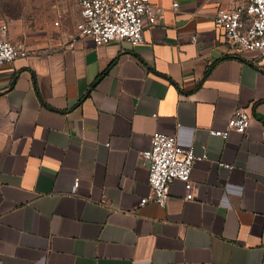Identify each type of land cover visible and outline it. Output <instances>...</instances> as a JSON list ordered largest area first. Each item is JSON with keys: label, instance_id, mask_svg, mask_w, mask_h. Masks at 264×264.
I'll use <instances>...</instances> for the list:
<instances>
[{"label": "crops", "instance_id": "obj_1", "mask_svg": "<svg viewBox=\"0 0 264 264\" xmlns=\"http://www.w3.org/2000/svg\"><path fill=\"white\" fill-rule=\"evenodd\" d=\"M150 1L164 16L137 47L70 48L78 1L18 37L0 20L34 53L0 67V264H264V53L226 45L228 0ZM238 108L243 135H208ZM154 133L205 156L192 201L173 180L140 205Z\"/></svg>", "mask_w": 264, "mask_h": 264}, {"label": "built area", "instance_id": "obj_2", "mask_svg": "<svg viewBox=\"0 0 264 264\" xmlns=\"http://www.w3.org/2000/svg\"><path fill=\"white\" fill-rule=\"evenodd\" d=\"M226 8L216 12L214 23L223 31L226 45L236 54L244 52L264 53V0H228ZM80 20L75 35L69 39L72 48L78 39H89L101 46L113 42H126L131 47L143 43L146 28L158 24L164 10L150 0H78ZM177 4H172L176 8ZM58 20L53 23L58 26ZM7 25L0 24V67L12 65L17 59L34 53L23 45L6 40ZM249 116L244 109L233 111L225 130L208 131L210 137L226 139L233 131L243 135L249 126ZM147 166V183L150 194L140 200V205L154 203L164 208L169 200L168 187L173 180L184 185L185 200L194 198V185L190 176L195 161L205 156H195L192 149H181L174 136L154 133L150 147L141 154ZM226 168H229L225 166ZM78 187L75 180L73 190Z\"/></svg>", "mask_w": 264, "mask_h": 264}, {"label": "rangeland", "instance_id": "obj_3", "mask_svg": "<svg viewBox=\"0 0 264 264\" xmlns=\"http://www.w3.org/2000/svg\"><path fill=\"white\" fill-rule=\"evenodd\" d=\"M77 1L64 0L73 10ZM57 5V0H0V20L7 23L17 37L22 36V32L40 31L57 21Z\"/></svg>", "mask_w": 264, "mask_h": 264}]
</instances>
